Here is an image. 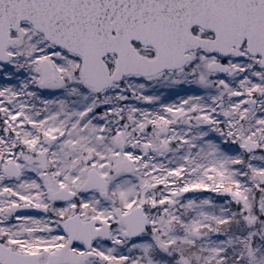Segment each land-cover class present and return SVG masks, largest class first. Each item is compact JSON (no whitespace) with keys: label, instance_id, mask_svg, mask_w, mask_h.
<instances>
[{"label":"snow or ice","instance_id":"6c2138e0","mask_svg":"<svg viewBox=\"0 0 264 264\" xmlns=\"http://www.w3.org/2000/svg\"><path fill=\"white\" fill-rule=\"evenodd\" d=\"M0 264H264V0H0Z\"/></svg>","mask_w":264,"mask_h":264}]
</instances>
